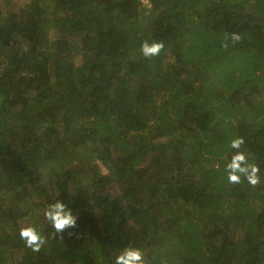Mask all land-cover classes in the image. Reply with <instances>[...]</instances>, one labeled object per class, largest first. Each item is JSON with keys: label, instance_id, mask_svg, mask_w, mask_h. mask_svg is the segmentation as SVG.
Returning <instances> with one entry per match:
<instances>
[{"label": "trees", "instance_id": "1", "mask_svg": "<svg viewBox=\"0 0 264 264\" xmlns=\"http://www.w3.org/2000/svg\"><path fill=\"white\" fill-rule=\"evenodd\" d=\"M237 136L255 187L227 181ZM56 200L78 216L63 240ZM128 246L264 264V0H0V264H114Z\"/></svg>", "mask_w": 264, "mask_h": 264}, {"label": "clouds", "instance_id": "2", "mask_svg": "<svg viewBox=\"0 0 264 264\" xmlns=\"http://www.w3.org/2000/svg\"><path fill=\"white\" fill-rule=\"evenodd\" d=\"M228 39L237 43L241 40V36L236 33L225 34V40ZM224 46L227 47V43ZM164 48L163 41L146 39L140 45V52L145 58H153L159 56ZM244 144L243 137L237 136L231 139L230 147L234 152L225 166L226 178L230 184H240L242 180H246L255 187L261 182L260 168L254 161H250L248 153L242 151ZM44 218L54 229L55 239L59 236V239L63 240L66 231L70 237L75 235L74 232L68 230L78 227V216L62 200L49 204L44 210ZM19 235L25 246L34 252H39L47 243L46 238L33 226L21 227ZM114 264H146V261L141 249L128 246L120 250L115 257Z\"/></svg>", "mask_w": 264, "mask_h": 264}]
</instances>
